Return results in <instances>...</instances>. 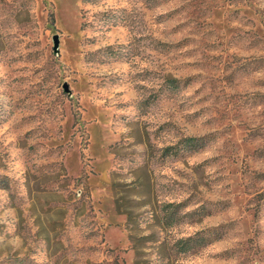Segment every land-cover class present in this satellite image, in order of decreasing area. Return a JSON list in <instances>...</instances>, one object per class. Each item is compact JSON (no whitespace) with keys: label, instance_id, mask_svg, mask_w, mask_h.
Segmentation results:
<instances>
[{"label":"rangeland","instance_id":"rangeland-1","mask_svg":"<svg viewBox=\"0 0 264 264\" xmlns=\"http://www.w3.org/2000/svg\"><path fill=\"white\" fill-rule=\"evenodd\" d=\"M0 264H264V0H0Z\"/></svg>","mask_w":264,"mask_h":264},{"label":"trees","instance_id":"trees-1","mask_svg":"<svg viewBox=\"0 0 264 264\" xmlns=\"http://www.w3.org/2000/svg\"><path fill=\"white\" fill-rule=\"evenodd\" d=\"M169 82L171 84L170 87L172 88L178 87L179 81L177 79H169ZM186 84H187V80H184L183 85ZM208 140L209 138L207 135L198 136V137H186L182 140L183 149L188 152H197L206 146ZM220 235L221 234H216V236L210 241L219 239ZM200 245L202 244L200 243Z\"/></svg>","mask_w":264,"mask_h":264},{"label":"water","instance_id":"water-1","mask_svg":"<svg viewBox=\"0 0 264 264\" xmlns=\"http://www.w3.org/2000/svg\"><path fill=\"white\" fill-rule=\"evenodd\" d=\"M55 44H57V36L55 35L54 38H53Z\"/></svg>","mask_w":264,"mask_h":264}]
</instances>
